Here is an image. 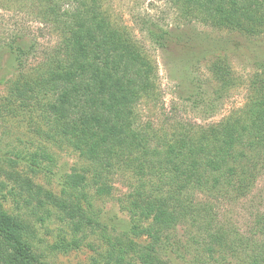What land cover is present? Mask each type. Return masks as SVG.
Here are the masks:
<instances>
[{
    "label": "trees",
    "instance_id": "1",
    "mask_svg": "<svg viewBox=\"0 0 264 264\" xmlns=\"http://www.w3.org/2000/svg\"><path fill=\"white\" fill-rule=\"evenodd\" d=\"M102 2L0 0L5 8L14 3L36 11L42 25L55 26L61 35L41 59L38 45L26 35L2 39L0 85H7L17 107L0 104V118L26 111L39 146L21 157L33 174L53 173L57 162L49 143L77 152L83 161L64 175L61 194L9 170L4 173L27 191L29 207L35 201L40 210L51 202L77 233H109L107 227L102 230L95 202L114 197L113 177L126 175L129 189L115 199L132 225L130 234L106 235L110 248L104 258L111 264H168L158 258V247L163 233L168 239V232L182 223L199 229L211 254L264 264V188L246 206L250 221L244 231L216 221L212 203L246 198L264 175V0H173L193 19L220 32L228 30L227 36L148 29L151 41L173 61L245 49L258 70L240 115L207 128L176 126L163 134L137 112L141 100L156 92L154 63L113 23ZM223 64L218 59L211 67L222 84L219 98L233 84ZM19 156L6 162L15 167ZM143 234L152 241L141 246L135 238ZM33 236L25 219L0 208V264H49L40 262Z\"/></svg>",
    "mask_w": 264,
    "mask_h": 264
},
{
    "label": "rangeland",
    "instance_id": "2",
    "mask_svg": "<svg viewBox=\"0 0 264 264\" xmlns=\"http://www.w3.org/2000/svg\"><path fill=\"white\" fill-rule=\"evenodd\" d=\"M105 13L113 23L130 36L132 41L148 55L155 67L156 92L152 98H144L137 107L140 119L151 124L155 129L171 133L176 126L207 128L225 121L233 115H240L245 109L250 97L251 79L256 71L254 60L248 50H230L215 55H200L190 61H173L167 52L154 44L148 29L158 27L165 30L181 32L188 30L198 37L206 34L212 37L227 36L228 30L218 31L205 25L199 19H193L187 11H182L173 0H103ZM0 4V42L15 33H22L38 45L37 56L47 48L59 44L61 35L55 26L42 25L37 12L20 4ZM221 59L232 74V83L223 90L222 97H218L217 90L221 83L216 80L211 71L212 63ZM33 61H38L37 57ZM222 90V89H221ZM0 104L6 109L17 106L10 98L7 85H0ZM7 104V105H6ZM25 112L21 116L0 118V205L12 217L25 219L32 229L34 251L41 263L49 264H111L104 255L110 248L106 242L108 234H130L131 221L128 213L123 211L115 197L129 189L126 175L113 177L115 187L114 197H99L96 199V208L100 212V222L109 233L101 230L92 232H75L69 225L66 217L53 205L41 206L33 202L29 207L27 191L19 186L15 178L7 177L3 169L26 180L34 181L38 186L49 192L61 194L64 175L74 168L83 166V161L77 152L69 148L60 150V147L49 143V147L56 158V167L52 174H33L29 162L21 156L30 151H37L39 146L31 132ZM180 128V129H181ZM32 141V144L30 142ZM20 155L19 164L10 167L8 158ZM26 157V156H25ZM264 188V175L258 178L246 196L239 201L212 202L215 203L216 221L228 226L240 227L244 231L249 216L246 206L256 201ZM28 200V202H27ZM38 205V206H37ZM249 224V223H248ZM199 229L191 224H179L177 230L168 232L169 238L162 236L157 256L168 264H242L229 254L226 260L221 253L208 250L202 242L203 235ZM141 246L152 241L147 234L135 238ZM225 255V254H223ZM226 256V255H225ZM140 263V260H138Z\"/></svg>",
    "mask_w": 264,
    "mask_h": 264
}]
</instances>
